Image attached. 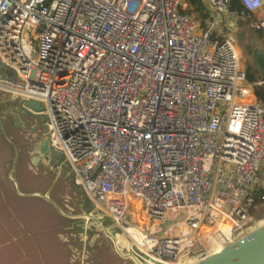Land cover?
I'll return each mask as SVG.
<instances>
[{
    "label": "built area",
    "instance_id": "2783aa9c",
    "mask_svg": "<svg viewBox=\"0 0 264 264\" xmlns=\"http://www.w3.org/2000/svg\"><path fill=\"white\" fill-rule=\"evenodd\" d=\"M235 1L206 0L200 27L185 0H0V90L47 117L50 149L149 264L219 249L264 203V101L219 30L264 31V0Z\"/></svg>",
    "mask_w": 264,
    "mask_h": 264
},
{
    "label": "rangeland",
    "instance_id": "374dc122",
    "mask_svg": "<svg viewBox=\"0 0 264 264\" xmlns=\"http://www.w3.org/2000/svg\"><path fill=\"white\" fill-rule=\"evenodd\" d=\"M190 9L186 5L185 10L202 27L210 11L202 8V23L199 13ZM230 21L219 25V30L226 28L232 36L245 71L254 67L248 50L264 51V35L258 36L246 19ZM46 120L44 115L23 113L14 95L0 90V264H134L119 256L103 231L84 216L92 214L112 224L74 183L69 163L56 167L44 159L32 162L46 134ZM145 202L144 197L131 196L130 210L142 214ZM252 216L253 220L264 216V203L252 209ZM179 218L178 210L168 211L157 234L175 235ZM114 229L119 245L128 247L127 236Z\"/></svg>",
    "mask_w": 264,
    "mask_h": 264
},
{
    "label": "water",
    "instance_id": "95a60500",
    "mask_svg": "<svg viewBox=\"0 0 264 264\" xmlns=\"http://www.w3.org/2000/svg\"><path fill=\"white\" fill-rule=\"evenodd\" d=\"M248 53L252 54L254 67L260 78L258 82L264 83V51L255 53L248 50ZM24 103L35 110L41 108V105L33 100H24ZM21 110L23 113L33 116V113L28 109L21 107ZM35 151L37 154L31 159L33 163H37L41 159L56 167L65 163L63 153L50 149L47 134L38 143ZM84 216L91 219L103 231L119 256L130 259L134 264H149L133 247H121L119 245L112 224H104L103 218L95 217L92 214H85ZM175 264H264V216L253 220L235 232L230 241L219 249L211 252L198 251L180 259Z\"/></svg>",
    "mask_w": 264,
    "mask_h": 264
},
{
    "label": "trees",
    "instance_id": "16d2710c",
    "mask_svg": "<svg viewBox=\"0 0 264 264\" xmlns=\"http://www.w3.org/2000/svg\"><path fill=\"white\" fill-rule=\"evenodd\" d=\"M187 2L188 7H190L191 11H195L198 12L199 14V18L201 19V22L203 23V18H204V12L202 11V7L201 5L197 2V0H185ZM230 9L232 10H241V5L235 1L232 0L231 5H230ZM190 10H188L189 12H191ZM256 31V33L258 34V36H261L262 34L264 35V31L262 30H254ZM263 52V51H262ZM244 75H245V81L248 83H253V89H254V93L256 95V97L260 100L264 101V83H259L256 84V82L260 79L258 72L256 70L255 67L253 66H248L246 67L245 71H244Z\"/></svg>",
    "mask_w": 264,
    "mask_h": 264
},
{
    "label": "bare ground",
    "instance_id": "6f19581e",
    "mask_svg": "<svg viewBox=\"0 0 264 264\" xmlns=\"http://www.w3.org/2000/svg\"><path fill=\"white\" fill-rule=\"evenodd\" d=\"M139 216H141V215L139 214ZM138 218H140V217H138ZM219 226L220 227L212 229V230H204L203 234L206 233V237H208V239L211 240V242H212L216 239V237H220L222 235V233H227V229H228V222L227 221L223 222ZM212 249H218V248L214 247Z\"/></svg>",
    "mask_w": 264,
    "mask_h": 264
},
{
    "label": "crops",
    "instance_id": "0c3cea01",
    "mask_svg": "<svg viewBox=\"0 0 264 264\" xmlns=\"http://www.w3.org/2000/svg\"><path fill=\"white\" fill-rule=\"evenodd\" d=\"M205 1L206 0H197V2L201 5V7L203 8V10H207V8H206V5H205ZM187 3V2H186ZM205 11H203V12H205ZM207 12V11H206Z\"/></svg>",
    "mask_w": 264,
    "mask_h": 264
}]
</instances>
